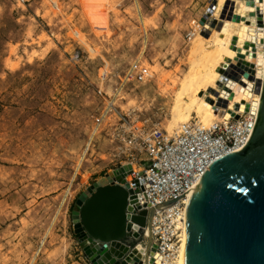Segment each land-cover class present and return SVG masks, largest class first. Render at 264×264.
Returning a JSON list of instances; mask_svg holds the SVG:
<instances>
[{
	"label": "rangeland",
	"instance_id": "rangeland-1",
	"mask_svg": "<svg viewBox=\"0 0 264 264\" xmlns=\"http://www.w3.org/2000/svg\"><path fill=\"white\" fill-rule=\"evenodd\" d=\"M248 5L0 0V264H90L72 211L86 189L127 161L108 104L169 131L212 122L191 108L174 124L177 93L202 54L233 43L228 31L218 45V34L234 13L242 17L234 22L240 39ZM136 59L151 69L145 82L125 79ZM250 98L235 91L233 101Z\"/></svg>",
	"mask_w": 264,
	"mask_h": 264
},
{
	"label": "water",
	"instance_id": "water-1",
	"mask_svg": "<svg viewBox=\"0 0 264 264\" xmlns=\"http://www.w3.org/2000/svg\"><path fill=\"white\" fill-rule=\"evenodd\" d=\"M232 18L241 19L236 14ZM237 42L238 37H234V49ZM239 57L238 63L244 65L241 58L245 55ZM247 66L244 74L252 79L256 70ZM260 88V107L248 143L215 161L191 194L183 264H264V76L258 79V92ZM233 97L234 93L230 99ZM249 108L245 102L236 105L240 111ZM130 168L122 165L106 174L80 195L79 209L72 211L75 233L84 243L90 264L143 262L141 252L134 248L141 237L136 233L138 239L133 238L127 214L130 190L126 176ZM148 214L143 210L132 220L145 226Z\"/></svg>",
	"mask_w": 264,
	"mask_h": 264
},
{
	"label": "built area",
	"instance_id": "built-area-1",
	"mask_svg": "<svg viewBox=\"0 0 264 264\" xmlns=\"http://www.w3.org/2000/svg\"><path fill=\"white\" fill-rule=\"evenodd\" d=\"M238 62L233 59L220 67L222 78L214 107L217 117L209 124L187 121L169 131L132 119L113 103L107 106V113L119 120L117 138L123 143L127 159L123 165L131 166L126 176L130 190L127 214L133 238L138 239L136 233L141 237L134 248L143 246V250L139 249L142 264H179L183 248L179 233L184 229L186 210L197 182L215 161L238 152L248 143L260 105L256 109L250 105L248 111L235 107L234 116L229 109L230 97L245 84V79L252 84L251 89L260 101L262 87L258 92V79L263 77H256V69L252 79L246 77V65ZM151 73L146 63L136 59L130 64L125 79L145 82ZM108 75L106 70L104 76ZM102 118L97 117L96 122L101 123ZM143 210L149 211L145 226L132 220Z\"/></svg>",
	"mask_w": 264,
	"mask_h": 264
},
{
	"label": "bare ground",
	"instance_id": "bare-ground-1",
	"mask_svg": "<svg viewBox=\"0 0 264 264\" xmlns=\"http://www.w3.org/2000/svg\"><path fill=\"white\" fill-rule=\"evenodd\" d=\"M249 0H247L248 2ZM254 4H249L247 11L250 12V15L245 16L242 20L244 23V27L242 28L243 31L239 34L240 39L236 46V49L233 48V43L228 44V47L224 45L222 48H216L212 52H209L207 55L202 54L199 60L196 62L197 65H194V70L189 73L185 78H183L182 88L177 93L175 109H174V118L173 123L176 124L177 121L186 119L188 117V111L191 108H195L197 113L200 114L203 118V121L210 122V119H214L217 117L214 107L216 104V100L207 96L205 93L206 91H212L215 95H218V88L217 84H219L221 77L220 74V67L223 66L225 63L231 60L237 61L239 59L240 54L245 55L243 60L245 61L244 65H248L251 68L257 70V78L263 77L264 74V0H251ZM223 0H219V4L222 3ZM228 3V2H227ZM226 3V4H227ZM249 3V2H248ZM228 5V4H227ZM220 8V7H219ZM235 14V13H234ZM229 16V15H228ZM232 17V16H231ZM242 19V17L240 16ZM251 18V21H250ZM240 21L238 22H241ZM226 21L223 22L225 27L223 32L218 34L219 44L223 45L221 41H223V34L229 31V33H234L237 35V31L234 32L235 27V20L225 19ZM236 35L231 36V40L234 37H238ZM245 38V39H244ZM202 42V41H201ZM248 43L255 44L253 48H247L246 45ZM240 44V47H239ZM242 45V47H241ZM196 49L200 52H203V44L200 42L196 45ZM239 47V49H238ZM238 49V50H237ZM252 52L256 53L251 55ZM251 55V56H248ZM251 57V59H249ZM242 59V58H241ZM253 60V61H252ZM237 89L236 92H245L248 97H252L245 101L243 99L239 101H233L229 103V109L231 110L230 113L236 114L233 109L239 103H248L253 106L255 109L259 107L260 101L259 96L256 95L253 90L251 89L252 84L248 80H243ZM231 86H235V83H232ZM253 92V93H252ZM188 99L186 101L185 99ZM187 103V111L183 113L181 108L183 103ZM185 107V106H184ZM185 112V111H184ZM212 119V120H213ZM210 120V121H206ZM191 197V196H190ZM179 237L183 243L182 254L179 260V264H183L184 260V250H185V241H186V223L184 225V229L179 233ZM143 250L142 245H138V248Z\"/></svg>",
	"mask_w": 264,
	"mask_h": 264
}]
</instances>
